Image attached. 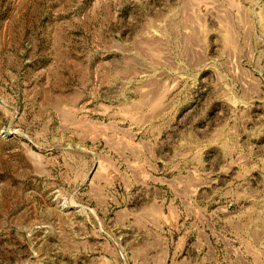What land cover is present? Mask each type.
Wrapping results in <instances>:
<instances>
[{
	"label": "rangeland",
	"instance_id": "obj_1",
	"mask_svg": "<svg viewBox=\"0 0 264 264\" xmlns=\"http://www.w3.org/2000/svg\"><path fill=\"white\" fill-rule=\"evenodd\" d=\"M0 264H264V0H0Z\"/></svg>",
	"mask_w": 264,
	"mask_h": 264
}]
</instances>
